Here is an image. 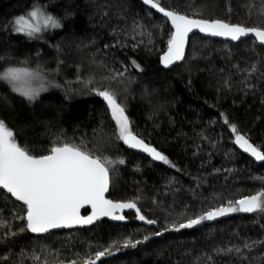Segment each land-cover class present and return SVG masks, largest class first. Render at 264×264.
<instances>
[{
	"label": "trees",
	"instance_id": "trees-1",
	"mask_svg": "<svg viewBox=\"0 0 264 264\" xmlns=\"http://www.w3.org/2000/svg\"><path fill=\"white\" fill-rule=\"evenodd\" d=\"M159 9L264 30V0H0V122L16 146L98 158L109 198L154 222L33 236L0 189V264H264V49L195 34L164 68ZM105 94L162 163L123 143Z\"/></svg>",
	"mask_w": 264,
	"mask_h": 264
},
{
	"label": "water",
	"instance_id": "water-1",
	"mask_svg": "<svg viewBox=\"0 0 264 264\" xmlns=\"http://www.w3.org/2000/svg\"><path fill=\"white\" fill-rule=\"evenodd\" d=\"M159 12L172 29L166 50L160 56L164 68L182 61L188 40L195 34L226 42L250 37L264 49V30L261 28L229 24L221 19L189 17L168 9H159ZM103 97L109 98L106 94ZM122 141L130 150L152 162H163L164 154L133 132L124 134ZM256 154L264 159V155ZM0 189L25 207L26 228L33 236L91 227L103 219L120 223L128 212H133L142 224L154 223L141 214L133 201L109 198L110 177L105 165L70 145L54 147L43 156L29 155L16 145L2 146ZM251 204L252 199L238 202L239 209L244 212ZM209 216L207 213V220Z\"/></svg>",
	"mask_w": 264,
	"mask_h": 264
},
{
	"label": "rangeland",
	"instance_id": "rangeland-1",
	"mask_svg": "<svg viewBox=\"0 0 264 264\" xmlns=\"http://www.w3.org/2000/svg\"><path fill=\"white\" fill-rule=\"evenodd\" d=\"M31 17L36 20L35 14H32ZM23 19L24 21L21 20V22L24 25L28 24L27 22L31 21L30 18ZM106 101L110 109L111 118L113 119L116 126L117 134L122 139L124 134L132 132L129 119L125 114L123 108L119 104H117L115 100H112V98H107ZM4 145H16V143L14 142L12 132L7 129L3 123L0 122V148ZM255 205H257V203ZM117 237L116 238L119 239L120 243H127L130 241L129 236H122L121 234H118Z\"/></svg>",
	"mask_w": 264,
	"mask_h": 264
}]
</instances>
